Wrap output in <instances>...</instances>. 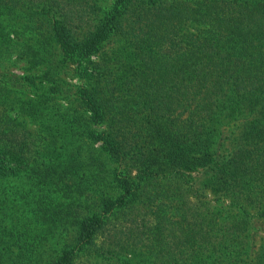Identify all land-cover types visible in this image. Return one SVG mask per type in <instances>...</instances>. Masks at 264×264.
Here are the masks:
<instances>
[{"label": "trees", "instance_id": "obj_1", "mask_svg": "<svg viewBox=\"0 0 264 264\" xmlns=\"http://www.w3.org/2000/svg\"><path fill=\"white\" fill-rule=\"evenodd\" d=\"M103 1L0 0V264H264V0Z\"/></svg>", "mask_w": 264, "mask_h": 264}, {"label": "rangeland", "instance_id": "obj_2", "mask_svg": "<svg viewBox=\"0 0 264 264\" xmlns=\"http://www.w3.org/2000/svg\"><path fill=\"white\" fill-rule=\"evenodd\" d=\"M111 0H104L102 5L107 6L108 3ZM18 67H22L21 64H18ZM18 67H12L9 68L7 72H2L1 74L4 75H9V77L15 78L16 76H20L22 74V71L18 69ZM32 74L37 75L39 73V69L32 70ZM59 78H60V85H61V90L65 87L66 90H69V95L72 96L77 87L84 85V80L78 76V74L72 70V68L65 67L62 68L60 73H59ZM31 89V88H30ZM32 91V89H31ZM60 102L67 104V100H60ZM245 120H230L225 122V124L221 125L219 127L218 133L216 134L215 137V147L218 146L220 152H225L227 148H231L236 141V138L241 130V128L244 126ZM196 177L194 179L195 185H198L200 175H195ZM208 192V191H207ZM207 197H210V195H207ZM195 198V197H194ZM226 201H224L225 203ZM264 220L258 218V217H252L250 218L249 222V231L248 234L250 236V245L251 247L256 250L259 249L260 245L264 241Z\"/></svg>", "mask_w": 264, "mask_h": 264}]
</instances>
